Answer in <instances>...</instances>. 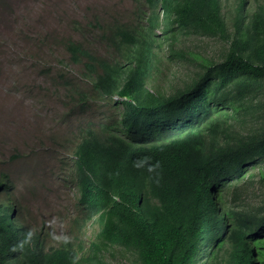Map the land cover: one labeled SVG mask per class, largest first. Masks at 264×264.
<instances>
[{"label":"trees","instance_id":"obj_1","mask_svg":"<svg viewBox=\"0 0 264 264\" xmlns=\"http://www.w3.org/2000/svg\"><path fill=\"white\" fill-rule=\"evenodd\" d=\"M247 2L239 0L230 19L223 0H135L127 16L109 13L78 28L102 51L72 36L61 40L102 105L124 96L120 126L106 114L107 122L78 123L66 134L80 131L72 146V174L81 185L75 220L101 212L104 242L130 252L131 264H198L211 233L213 257L223 254L224 264H264V200L246 211L227 198L250 166L264 162V0ZM189 34L224 41L221 57L173 47ZM165 41L171 57L202 59L171 92L148 86ZM60 87L73 106H85L78 80L66 78ZM68 165L69 157L60 171ZM215 196L223 198L220 207ZM42 232L0 214V264L75 263L71 250L49 248Z\"/></svg>","mask_w":264,"mask_h":264},{"label":"rangeland","instance_id":"obj_2","mask_svg":"<svg viewBox=\"0 0 264 264\" xmlns=\"http://www.w3.org/2000/svg\"><path fill=\"white\" fill-rule=\"evenodd\" d=\"M238 1L223 0L224 12L230 19ZM251 5L248 0L247 6ZM134 6L135 0L0 1V180L9 182L13 197L21 204L23 200L37 226L43 223L48 227L53 246L76 235L69 223L70 214L75 213L71 197L76 191L64 180L66 171H60L62 160L71 154V146L60 142L73 125H99L108 121L106 114L115 118L118 127L124 112L121 95H114L109 104L102 105L91 85L82 81L81 67L70 62L61 40L72 36L86 44L93 42L95 49L102 51V43L92 41L93 34L82 29L79 36L78 28L109 13L127 16ZM156 31L161 34V30ZM224 46L218 38L189 34L173 47L199 54V58L218 60ZM159 53V71L148 82L153 90L171 92L182 86L202 60L171 57L169 41L163 43ZM66 78L84 86L88 99L82 109L73 106L60 87ZM115 133L123 136L119 128ZM227 198L236 210L260 206L264 200V162L250 166L245 177L234 182ZM216 201L221 205L223 198L218 196ZM98 229L99 223L93 219L73 240L88 243L97 237ZM202 245L197 260L209 264L213 244ZM102 254L104 262L111 264H131L134 259L120 248H110ZM215 258L211 264H224L223 254Z\"/></svg>","mask_w":264,"mask_h":264},{"label":"clouds","instance_id":"obj_3","mask_svg":"<svg viewBox=\"0 0 264 264\" xmlns=\"http://www.w3.org/2000/svg\"><path fill=\"white\" fill-rule=\"evenodd\" d=\"M119 95V94H117ZM123 96V95H121ZM124 97V96H123ZM116 129V128H115ZM115 129H114V134L117 136L118 139H120V137L125 138L124 137V132H121L119 130V133L123 134V136H118L115 133ZM70 134V135H69ZM66 136V137H65ZM78 136H80V131L79 129H76L68 134L64 135V138L62 139L63 142H60L61 145H65L68 144L71 146V151H70V155L69 160H70V165L67 166L66 168V172L64 174V180L69 183L74 187L76 194L74 196L71 197V201L74 205V209H75V213H71L70 214V229L72 230V232H75L76 235H73V239H77L79 237V235L81 234V232H83L84 228L89 224L90 221H92L93 219H96L97 222L99 223V229L97 232V237L91 239L90 242L86 243L83 240H73L71 238H64V240L61 242L60 246H53L51 244V235L50 233L47 231V228L43 227V226H37L34 221H32L27 214L24 213L23 211V207L22 204L17 201L13 195H12V189L10 188L11 185L9 184V182L7 180H0V182H4L7 183L9 186V189H5V188H0V200L1 201V208H0V214H2L4 216V218H7L12 224L13 226L17 227L18 225L22 224L27 228H30L31 230L35 229L38 232H42L43 234H45L46 236V242L48 244V247L51 249H69L72 251V256L75 259V263L74 264H97V262H100V264H111L110 262H104V255L101 253L104 251H108L110 248H120L116 245H107L104 242V238H105V226L106 223L103 222L101 220V212H96L93 213L91 216L89 217H81V219H77L75 220L76 216H77V212L78 210L75 207V200L76 198L80 195V190H81V185L80 183L74 178V175L72 174V169L75 166V162H74V158L76 157L74 150H77V147L72 148L73 146V141L75 140V138H77ZM65 160H68V158H66ZM142 162L140 161H136L134 164L135 166L140 165ZM104 172H111L110 169L104 171ZM218 196H215V201L217 200ZM217 205L218 202L216 201ZM223 204V202L221 203V205ZM221 205H218V207H220ZM214 234L211 233V237L210 240L207 242H211V244H213V248H214ZM213 236V238H212ZM78 241V242H77ZM202 246L201 245V252H202ZM213 248L211 249L209 256L210 258L208 259V263L211 264L212 261H214V259H216L215 257H213ZM201 254V253H199ZM197 260V257H196ZM198 264H201V262Z\"/></svg>","mask_w":264,"mask_h":264},{"label":"bare ground","instance_id":"obj_4","mask_svg":"<svg viewBox=\"0 0 264 264\" xmlns=\"http://www.w3.org/2000/svg\"><path fill=\"white\" fill-rule=\"evenodd\" d=\"M190 76V75H189Z\"/></svg>","mask_w":264,"mask_h":264}]
</instances>
